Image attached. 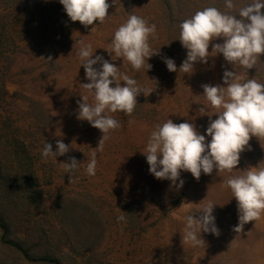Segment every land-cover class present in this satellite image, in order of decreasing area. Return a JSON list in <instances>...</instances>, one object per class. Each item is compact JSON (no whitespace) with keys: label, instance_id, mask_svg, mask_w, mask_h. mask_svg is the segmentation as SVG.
<instances>
[{"label":"rangeland","instance_id":"rangeland-1","mask_svg":"<svg viewBox=\"0 0 264 264\" xmlns=\"http://www.w3.org/2000/svg\"><path fill=\"white\" fill-rule=\"evenodd\" d=\"M14 1L7 8L0 2V22L8 24V34L17 46L2 62L6 97L0 104V117L9 118L19 138L28 143L35 141L38 170H50L54 176L53 195L85 198L100 213L104 233L93 247L95 259L107 264H264V212L234 231L238 223L236 201L222 183L230 176L243 175L249 167L264 168V136L250 137L231 172L216 173L214 169L209 175L202 173L198 180L182 172L184 184L178 190L170 188L166 180L153 178L140 153L150 133L167 119L177 124L192 123L203 134L217 110L203 97L201 85L221 84L225 70L234 71L241 83L254 79L264 84V55L251 69L232 66L220 54L210 53L207 63H196L190 75L169 72L163 58H171L179 68L185 49L179 38L174 39L178 35L176 27H166L165 13L156 0H107L109 16L88 27L71 22L58 0ZM250 2L232 0V9H226L224 2L217 9L235 15L238 7ZM130 15L156 26L149 46L159 51L148 59L151 68L147 71L144 67L133 71L123 58L111 61L106 52L114 31ZM213 43L222 40L211 41L209 51ZM82 45H90L93 56L98 54L115 64L143 90L131 114L108 113L119 127L111 130L98 147L99 130L75 118L80 95L87 96L89 103L93 101L80 86L88 82L77 54ZM39 109L54 125L47 124L45 134L34 127L33 115ZM44 140L53 151L56 140L69 150L63 156L41 158ZM93 153L95 175L89 176L84 169ZM70 158L77 161V167L69 178L64 163ZM209 202L217 204L212 213L217 234L201 233L199 246L185 243L184 217ZM117 217L123 219L118 221Z\"/></svg>","mask_w":264,"mask_h":264},{"label":"clouds","instance_id":"clouds-1","mask_svg":"<svg viewBox=\"0 0 264 264\" xmlns=\"http://www.w3.org/2000/svg\"><path fill=\"white\" fill-rule=\"evenodd\" d=\"M71 22L82 26L102 23L106 17L109 3L107 0H58ZM114 3V0H112ZM224 7L232 9V0H224ZM264 0H251L233 15L230 11H220L215 7L197 10L190 18L183 19L179 27L181 47L185 49V59L177 68L171 58H163L169 72L192 74L196 63H207L210 53L220 54L225 62L244 69H251L257 59L264 55ZM156 31L154 24L141 17L130 15L113 33L110 47L106 52L111 61L123 58L133 71L142 67L151 68L148 59L158 54L149 46V37ZM221 39L222 43L211 41ZM90 45H82L78 57L84 70L87 83L80 86L92 98L80 95L75 109V118L86 121L99 130L101 137L97 147L107 134L119 127L117 120L109 112L131 114L137 104V96L143 93L137 81L100 55L93 56ZM214 55V56H215ZM98 65V67H96ZM123 82L121 85L120 82ZM234 71L225 70L221 84L201 85L202 95L208 104L216 109V118L209 119L204 133L200 134L192 123H174L171 119L157 125L150 133L143 152H140L148 165V173L157 180H166L169 187L180 189L184 180L182 172L190 173L198 180L201 174L209 175L215 169L231 172L236 168L240 153L248 146L251 136H264V84L248 79L239 82ZM113 85V86H110ZM69 150L61 140H56L55 151L45 142L41 158L63 156ZM65 164V173L71 177L76 170L77 161L70 158ZM95 153L88 159L85 174L95 175ZM228 188L231 198L236 201L238 223L241 225L258 219L264 212V168L249 167L243 175L230 176L222 181ZM214 204L209 202L198 214L184 217L183 240L199 246L201 233L217 234ZM123 217H117L122 220ZM199 234V235H198Z\"/></svg>","mask_w":264,"mask_h":264},{"label":"trees","instance_id":"trees-1","mask_svg":"<svg viewBox=\"0 0 264 264\" xmlns=\"http://www.w3.org/2000/svg\"><path fill=\"white\" fill-rule=\"evenodd\" d=\"M2 1L4 8L15 4ZM156 2L165 13L166 27H176L177 39L183 19L206 7L219 8L224 0ZM16 49L8 24L0 22V104L6 97L2 62ZM35 112L34 127L45 134L53 121L41 109ZM17 135L9 118L0 117V264H107L95 259L93 248L104 233L100 213L85 198L53 195L54 176L50 170H38L35 141L28 143Z\"/></svg>","mask_w":264,"mask_h":264}]
</instances>
